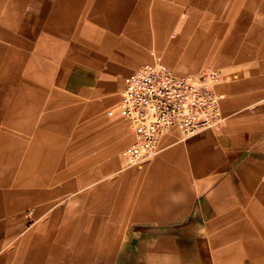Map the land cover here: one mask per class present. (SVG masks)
Returning a JSON list of instances; mask_svg holds the SVG:
<instances>
[{"label":"crops","instance_id":"0c3cea01","mask_svg":"<svg viewBox=\"0 0 264 264\" xmlns=\"http://www.w3.org/2000/svg\"><path fill=\"white\" fill-rule=\"evenodd\" d=\"M38 2L46 3V25L34 37L33 15L16 32L5 23L0 0V206L43 202L39 208L46 213L54 208L46 229L32 230L25 253L12 264H97L109 241L97 238L103 219L97 212H109L112 203L107 185L85 214L78 207L63 213L59 205L63 188L53 185L51 174H66L55 166L66 129L46 127L51 64L42 54L60 57L54 69L70 91L117 93L124 77L142 65L140 44L150 42L149 29L160 43L170 27L180 26L178 38L168 39L169 58L183 54L191 67L201 45L194 32L198 18L203 41L208 35L213 44L209 50L226 52L221 66L237 74L217 88L224 94V118L217 128L186 138L166 135L145 169L117 177L122 197L114 218L122 219L123 233L113 241L123 243L120 264H199L200 253L209 264L210 243L221 241L233 247L219 248L215 257L264 264V0H188L183 21L171 0ZM123 22L121 32L115 25ZM34 47L40 55L31 53ZM17 226L18 218L0 221V247ZM8 257L2 253L0 264H9Z\"/></svg>","mask_w":264,"mask_h":264},{"label":"rangeland","instance_id":"374dc122","mask_svg":"<svg viewBox=\"0 0 264 264\" xmlns=\"http://www.w3.org/2000/svg\"><path fill=\"white\" fill-rule=\"evenodd\" d=\"M171 1L177 12V18L180 21L188 19V0ZM182 12H186V15L182 16ZM28 14L33 15V22L35 23L32 34L35 31L34 37H36L43 28L42 26L46 25V3L38 2V0H21L19 2L16 0H5L2 17L6 21L5 23L12 27L14 31L20 32L22 30V24ZM148 24L150 25V21ZM126 25L127 23L123 22V24H116L115 27L117 26L123 32L122 30ZM206 30L209 32V28ZM180 32H182L181 27L175 25L170 27L166 33L168 39L171 38L173 40L178 38V33ZM194 32L196 38L201 41V45L198 52L188 62L192 64L191 67L184 63L186 59L185 57L183 58V54H178L173 60H170L169 57L172 52L168 39L167 42H155L154 36L156 32L153 29L148 31L150 42L144 45L140 44L144 53L141 64L153 59L156 54H160L177 73H198L210 67L219 68L221 79L216 88L221 90L220 85L228 81L232 74V76L237 74L234 71L232 73L231 70L222 68L221 63L228 58L225 55L226 52L209 50L213 44L209 41L208 35L205 37V39L207 38V43L203 41L204 28L202 18L196 20ZM194 32L192 30V34ZM30 51L32 54L40 55V52L35 47ZM204 53L208 57H205ZM228 55L230 56L229 58H233L235 57V52H231ZM42 56L46 59V63L51 64V69L46 67V127L53 126L66 129V133L63 132L64 142L60 147V154H58L55 162L57 171L66 172V174L56 175V171L51 174L54 177L53 185L63 188L58 195L62 199L59 205L63 213L78 207L79 213L85 214L91 208V200L98 199L97 196H100L106 187L104 185H107L111 191L112 203L109 212H97L98 215L103 216L102 222L99 223L100 234L97 238L99 237L100 240L106 238L109 241L105 248L104 258L97 264H120L119 255L123 243L113 241V239L119 238V235L123 233L122 219L114 218V209L121 208L118 200L122 197V184L117 183V177L126 171L145 169L147 163L143 164L142 167H123L121 149L132 142L133 125L125 118L108 114V110L115 106L119 100L122 90L121 92L106 94L72 92L60 81L62 73L59 67L54 69L59 64L60 57L53 58L50 55H46V53H43ZM38 114L36 113V119ZM178 136L180 138L188 137L180 134ZM121 137H127L128 139L121 142ZM71 186H74V188H70ZM113 192H115L114 195ZM114 198L117 201H114ZM41 204L43 202L24 204L20 208L11 204L0 206V221L2 223L5 218H18L17 230L13 234L4 237L0 247V255L2 253L8 255L9 264L15 261L16 256L25 253L33 229L39 234L46 229V217L54 208H51L46 213V209L39 208ZM195 233L198 234L197 236L200 239L204 238L200 228H197ZM215 244L217 246L213 247L214 244L210 243L213 257L211 261L207 260L206 263L209 261V264H235L234 259L215 257L216 254H220L218 252L220 249H231L233 243L221 241ZM202 254L200 253L201 258L197 260L199 264H204ZM246 260L243 259V263Z\"/></svg>","mask_w":264,"mask_h":264},{"label":"built area","instance_id":"2783aa9c","mask_svg":"<svg viewBox=\"0 0 264 264\" xmlns=\"http://www.w3.org/2000/svg\"><path fill=\"white\" fill-rule=\"evenodd\" d=\"M220 79L215 67L177 73L160 54L129 72L120 99L108 110L133 125V140L121 149L123 167H142L161 151L168 134L189 136L219 125L224 117V94L216 88Z\"/></svg>","mask_w":264,"mask_h":264}]
</instances>
